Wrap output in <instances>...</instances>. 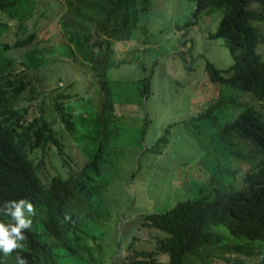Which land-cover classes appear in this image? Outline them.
Wrapping results in <instances>:
<instances>
[{"label": "trees", "instance_id": "1", "mask_svg": "<svg viewBox=\"0 0 264 264\" xmlns=\"http://www.w3.org/2000/svg\"><path fill=\"white\" fill-rule=\"evenodd\" d=\"M58 1L63 7L56 20L59 44L71 50L73 61L89 66L99 103L89 101L88 92L69 91L73 81L69 88L57 85L52 96L39 90L37 64L13 52L26 49L28 56L41 58L56 42L31 22L35 0H0V203L25 198L36 213L25 231V247L10 256L0 252V264H16L17 253L28 264H61L67 257L70 264L99 263L102 247L94 227L111 217L104 197L109 140L121 136L120 121L132 111L129 98L141 107L151 87L152 74L135 81L134 92L109 77L110 68L121 63L112 59L115 42L132 38L149 0ZM202 11L219 12L210 38H222L233 61L225 68L206 61L205 82L219 92L196 119H217L223 108L240 107L218 135L227 142L226 154L250 167L236 185L226 180L238 174L229 162L211 166L194 198L164 212L140 214L139 225L157 232L152 245L139 248L133 237L117 264H264V115L239 100V94H249L264 102V0H197L195 14ZM80 132L96 142L87 158L65 142V133ZM166 140L160 136L156 150ZM236 141L249 148L235 146ZM0 222L10 217L0 214Z\"/></svg>", "mask_w": 264, "mask_h": 264}, {"label": "rangeland", "instance_id": "2", "mask_svg": "<svg viewBox=\"0 0 264 264\" xmlns=\"http://www.w3.org/2000/svg\"><path fill=\"white\" fill-rule=\"evenodd\" d=\"M149 2L132 38L114 44L112 59L121 63L110 68L109 77L122 82V88L134 92L135 81L152 75L149 95L144 97L142 106L135 97L129 98L127 109L132 111L120 121L121 136L109 140L110 155L105 171L109 180L104 197L111 217L94 227L102 247L97 264H117L133 237L139 238V248L152 245L157 232L141 227L138 216L164 212L179 201L194 198L211 166L229 162L238 174L226 176V180H233L236 185L242 184L243 175L250 167L245 160L228 156L227 142L218 135L219 126L233 119L240 107L223 108L217 119H196L219 92L216 84L205 82L206 61L218 68H225L233 61L222 38H210L217 28L219 12L195 14L197 0ZM35 3L36 15L31 22L36 24L41 36L56 42L52 44L54 49L41 58L28 56L26 49H16L13 54L37 64L34 69L40 91L52 96L57 85L69 88L73 81L69 91L88 92L89 101L98 106L100 94L89 66L73 61L71 50L59 44L61 39L56 33L60 27L56 20L63 10L61 2L35 0ZM239 100L264 115V102L249 94H239ZM163 134L166 143L159 144L156 150L155 143ZM65 142L85 158L92 154L89 148L96 145L82 132L65 133ZM234 145L245 151L249 148L245 142L236 141ZM47 152L53 162H59L53 149ZM64 260L61 264L72 263L69 257Z\"/></svg>", "mask_w": 264, "mask_h": 264}, {"label": "clouds", "instance_id": "3", "mask_svg": "<svg viewBox=\"0 0 264 264\" xmlns=\"http://www.w3.org/2000/svg\"><path fill=\"white\" fill-rule=\"evenodd\" d=\"M0 214L10 217V222H0V252L10 256L17 249L25 247L27 237L25 231L32 225L31 217L34 216V205L25 198L19 200H5L0 203ZM65 219H70L67 215ZM16 264H28L27 260L17 253Z\"/></svg>", "mask_w": 264, "mask_h": 264}]
</instances>
